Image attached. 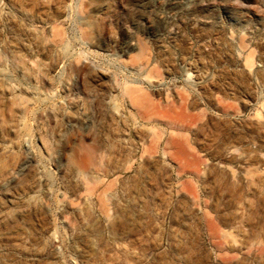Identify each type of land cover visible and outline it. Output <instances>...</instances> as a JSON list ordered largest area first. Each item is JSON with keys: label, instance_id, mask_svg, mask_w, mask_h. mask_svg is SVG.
I'll use <instances>...</instances> for the list:
<instances>
[{"label": "rangeland", "instance_id": "obj_1", "mask_svg": "<svg viewBox=\"0 0 264 264\" xmlns=\"http://www.w3.org/2000/svg\"><path fill=\"white\" fill-rule=\"evenodd\" d=\"M0 264H264V0H0Z\"/></svg>", "mask_w": 264, "mask_h": 264}, {"label": "bare ground", "instance_id": "obj_2", "mask_svg": "<svg viewBox=\"0 0 264 264\" xmlns=\"http://www.w3.org/2000/svg\"><path fill=\"white\" fill-rule=\"evenodd\" d=\"M248 63H251L252 62V58L250 57L248 60H247Z\"/></svg>", "mask_w": 264, "mask_h": 264}]
</instances>
